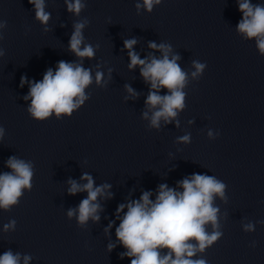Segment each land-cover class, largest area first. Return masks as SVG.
Returning a JSON list of instances; mask_svg holds the SVG:
<instances>
[{
	"label": "clouds",
	"instance_id": "9594fccd",
	"mask_svg": "<svg viewBox=\"0 0 264 264\" xmlns=\"http://www.w3.org/2000/svg\"><path fill=\"white\" fill-rule=\"evenodd\" d=\"M34 6L36 19L42 24H47L50 13L45 12L44 0H28ZM161 0H143V5L137 3L136 8L142 6L151 12L155 4ZM67 10L79 15L85 4L81 0H65ZM238 10L242 18L236 25L237 32L245 39H255L261 55H264V4H253L251 0H237ZM86 21L77 22L73 25L74 31L69 41V50L78 58H94L95 50L90 45H81L84 41L82 30ZM6 27V21L0 22V28ZM136 39L124 41V48L128 50L130 63L129 69L140 67V75L146 83H150L151 90L145 101L149 110H154L151 116V126L160 127V121L171 123L177 116V110L184 108L185 93L183 88L187 81V74L181 69L173 55L170 45L155 42L149 43L150 49H159L163 52V58L152 57L141 59L134 51ZM195 71L192 77H198L207 67L206 63L193 61ZM97 84L103 80V73L97 71L95 74ZM29 83L28 95L25 100L31 99L28 108L30 115L36 120L49 118L53 113L60 118L63 115L71 116L89 98L85 89L92 83L90 69H85L79 63H69L63 60L58 62L55 72L49 68L40 81H27L21 78V86ZM126 90L132 96L136 93L130 86L125 85ZM161 88L167 89L168 93L160 95ZM148 118V112L143 113ZM178 126V124H177ZM4 128L0 127V138L4 135ZM212 136V132H209ZM181 142H189V135L178 138ZM6 166L11 172L0 174V208L9 210L11 206L17 205L24 189H31L33 177V165L16 157H9ZM87 183L80 185L74 180H69L68 193L75 195L86 191L87 198L83 199L77 209H69L68 217L77 215L80 225H84L91 218L99 220L98 212L101 210L97 201L98 196L105 194V189L110 185L104 184L94 187V180L85 173L81 176ZM183 191L179 192L169 188L167 184L159 185V191L155 202L150 200L151 192H144L140 200H133L117 207V215L126 213L115 229L116 238L126 249L121 253V259L128 257L130 264H207L206 259H192L197 252L203 253L205 249L213 245L223 235L219 231L217 213L219 209L213 206L215 195L224 198L226 185L214 176L204 174H193L179 182ZM110 197V193H109ZM211 223L213 231L206 230L205 225ZM15 227V221L4 225V230ZM109 229L112 224H109ZM252 223L244 225V231H254ZM106 232L108 229L105 230ZM195 241L196 243H191ZM115 245L109 244L111 251ZM160 249H168L161 255ZM31 257L23 256V264H29ZM21 254L13 253L11 250L0 255V264H20Z\"/></svg>",
	"mask_w": 264,
	"mask_h": 264
}]
</instances>
